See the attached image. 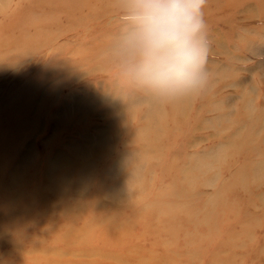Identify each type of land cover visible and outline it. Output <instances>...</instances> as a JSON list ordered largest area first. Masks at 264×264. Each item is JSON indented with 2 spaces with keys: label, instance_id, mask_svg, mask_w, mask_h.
I'll use <instances>...</instances> for the list:
<instances>
[{
  "label": "rangeland",
  "instance_id": "rangeland-1",
  "mask_svg": "<svg viewBox=\"0 0 264 264\" xmlns=\"http://www.w3.org/2000/svg\"><path fill=\"white\" fill-rule=\"evenodd\" d=\"M203 13L166 102L116 74L118 0H0V264H264V0Z\"/></svg>",
  "mask_w": 264,
  "mask_h": 264
},
{
  "label": "clouds",
  "instance_id": "clouds-1",
  "mask_svg": "<svg viewBox=\"0 0 264 264\" xmlns=\"http://www.w3.org/2000/svg\"><path fill=\"white\" fill-rule=\"evenodd\" d=\"M122 29L116 74L152 97L174 102L208 86L206 0H118Z\"/></svg>",
  "mask_w": 264,
  "mask_h": 264
},
{
  "label": "bare ground",
  "instance_id": "bare-ground-1",
  "mask_svg": "<svg viewBox=\"0 0 264 264\" xmlns=\"http://www.w3.org/2000/svg\"><path fill=\"white\" fill-rule=\"evenodd\" d=\"M9 20V19H8ZM10 22H7L4 26H3V28L4 29H10ZM25 32V31H24ZM21 34V33H20ZM3 41L5 42V39H3ZM31 49H28V51H30ZM31 52V51H30ZM6 53V52H5ZM25 55H27V54H25ZM25 55H20V58H22L23 59V57L25 56ZM98 57V56H97ZM31 60V59H30ZM29 60V61H30ZM81 100V99H80ZM154 103H156V101H154ZM13 109L15 110L14 112L16 113V114H18V112H19V110H20V106L18 105V104H16L14 107H13ZM60 118V117H59ZM29 155V154H28ZM50 177V176H49ZM87 244V243H86Z\"/></svg>",
  "mask_w": 264,
  "mask_h": 264
}]
</instances>
